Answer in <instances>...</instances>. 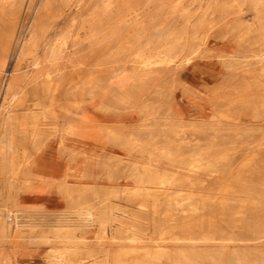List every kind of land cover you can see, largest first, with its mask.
Returning a JSON list of instances; mask_svg holds the SVG:
<instances>
[{"label":"rangeland","instance_id":"1","mask_svg":"<svg viewBox=\"0 0 264 264\" xmlns=\"http://www.w3.org/2000/svg\"><path fill=\"white\" fill-rule=\"evenodd\" d=\"M153 1L93 46L81 23L103 0H0V139L59 176L58 194L0 176V264H264V0ZM68 191L111 225L67 210Z\"/></svg>","mask_w":264,"mask_h":264},{"label":"bare ground","instance_id":"2","mask_svg":"<svg viewBox=\"0 0 264 264\" xmlns=\"http://www.w3.org/2000/svg\"><path fill=\"white\" fill-rule=\"evenodd\" d=\"M172 1L173 3L178 2V4L185 5L187 0H162L160 6L163 8V6H166ZM188 1H190L191 3L196 2V0H188ZM7 3H9V1H7ZM154 4L155 1L153 0H103L102 5L100 6L99 4L100 7H98L89 18L83 20V22L81 23V30L86 31L87 33V37L85 41L92 43L93 46H99L112 37L115 36L120 37L122 35V30L126 28L127 29L140 28L141 26H143L145 22V18L146 19L149 18L153 13ZM69 40H70L69 34H66L65 36L61 37L58 41L57 48L51 52V55H61L67 48ZM37 50H38V41L35 38V36H32L29 38L27 42L23 43L20 54L22 56H25L26 54H35ZM157 56L150 55L144 58L140 62V64L142 66H150L155 62V58ZM52 66H53L52 70L48 72L46 76V80H47L46 85L42 90V94L44 96L47 95L52 90L53 91L57 90V85H54L53 74L59 70L58 63H53ZM11 90H12V85H9L6 88L4 98L7 97V95L10 93ZM11 120L12 117H8L6 121L0 122V132L3 129H7L9 127ZM34 120L35 123H37V120L36 119ZM31 147L32 148L27 147V145L24 143H21L18 147L14 142V140H9L7 143L3 144L2 140L0 139V176L12 178L13 180H18L22 175H28V177H31L30 183L36 192H40V193L47 192L51 194L52 193L58 194L54 186L55 185L54 182L59 177L58 174L56 173V169L52 168L49 171H47L45 170V168H41L40 164L39 165L36 164L35 166L34 160L37 157L36 156L37 147L35 145ZM26 169L29 170L25 172ZM75 172L78 173L79 178H83V174L75 169L72 170L71 173H69V177L76 176ZM47 174L50 175L49 178L51 180L52 179L54 180L53 182L49 180V178L46 176ZM85 193L86 191H84L81 195H79L77 199H75V201L72 202L71 193L68 191L65 200V206L67 210H74V213L87 219L89 225L94 223H99L100 226L103 227L109 225L112 221L111 215L108 211L104 210L103 200L100 201L98 200L96 203L95 202L91 203L86 198ZM23 210H26V208H23ZM121 231H122L121 228L116 231L117 236L120 235ZM3 232H7L6 225L3 227ZM75 238L76 237L75 236L73 237V235L70 237L67 236L68 241L71 242H76ZM115 263L116 262L114 261V259H112L111 264H115Z\"/></svg>","mask_w":264,"mask_h":264},{"label":"crops","instance_id":"3","mask_svg":"<svg viewBox=\"0 0 264 264\" xmlns=\"http://www.w3.org/2000/svg\"><path fill=\"white\" fill-rule=\"evenodd\" d=\"M36 193H40V192H36ZM25 211H28L27 209Z\"/></svg>","mask_w":264,"mask_h":264}]
</instances>
